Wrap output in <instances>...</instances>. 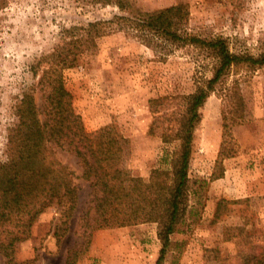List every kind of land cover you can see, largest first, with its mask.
Returning <instances> with one entry per match:
<instances>
[{
  "label": "rangeland",
  "instance_id": "374dc122",
  "mask_svg": "<svg viewBox=\"0 0 264 264\" xmlns=\"http://www.w3.org/2000/svg\"><path fill=\"white\" fill-rule=\"evenodd\" d=\"M178 3L188 5V35L222 37L231 52L255 58L264 52V0H129L123 11L94 0H0V157L24 93L42 104L33 66L56 48L66 53L71 37L64 39L63 29L98 21L95 44L62 69L74 110L87 132L115 127L121 135L119 166L127 175L148 179L154 168L170 170L180 141H165L163 133L178 127L185 96L212 77L216 59L207 47L189 42L153 49L116 16ZM198 112L187 205L163 264H240L242 234L250 235L257 252L264 249V63L232 64ZM53 148L73 172L77 204L70 215L68 204L45 207L29 237L15 245V260L65 264L70 253L74 264H155L161 247L157 224L100 226L78 157L65 144ZM222 148L227 155L221 156ZM5 262L0 253V264Z\"/></svg>",
  "mask_w": 264,
  "mask_h": 264
},
{
  "label": "trees",
  "instance_id": "16d2710c",
  "mask_svg": "<svg viewBox=\"0 0 264 264\" xmlns=\"http://www.w3.org/2000/svg\"><path fill=\"white\" fill-rule=\"evenodd\" d=\"M94 1L114 3L121 11L130 6L129 0ZM188 14V5L178 3L116 16L126 22L128 31L153 49L166 48L167 43L189 42L207 47L216 59L212 77L185 96L186 110L178 127L171 134L163 133L165 141H180L171 169L154 168L148 179L129 176L119 166L121 135L113 125L94 132L84 129L80 115L74 110L72 94L64 84L62 69L72 67L76 54L95 44V37L100 33L98 21L63 29V38L68 34L71 37L66 53L62 56L56 48L33 66V73L38 75L37 85L43 89L42 104L37 103L34 94L24 93L14 106L15 118L7 127L4 155L0 157V253L6 258L5 264H28V261L15 260L14 248L29 237L31 225L45 207L52 203L63 207L68 204L70 215L77 204L78 188L73 172L59 161L54 144H65L78 157L82 176L89 181L93 193L100 226L157 224L161 247L155 264H163L170 234L175 231L187 205V171L193 131L200 118L198 108L232 64L264 63V52L255 58L231 52L222 37L207 40L188 35L185 31ZM49 56H52L51 63L49 61L38 73ZM237 98V108H241L242 99ZM241 114L236 116L239 120ZM220 154L227 155L223 148ZM127 182L130 188L126 187ZM241 240L246 248L239 250L240 264H264V249L257 252V245L248 234H242ZM75 261V255L69 253L65 264Z\"/></svg>",
  "mask_w": 264,
  "mask_h": 264
}]
</instances>
